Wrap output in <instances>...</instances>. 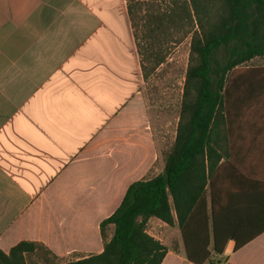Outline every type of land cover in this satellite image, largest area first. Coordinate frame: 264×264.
I'll return each mask as SVG.
<instances>
[{
  "label": "crops",
  "instance_id": "0c3cea01",
  "mask_svg": "<svg viewBox=\"0 0 264 264\" xmlns=\"http://www.w3.org/2000/svg\"><path fill=\"white\" fill-rule=\"evenodd\" d=\"M137 40L126 0H0L1 251L35 242L55 264L101 253L114 233L103 240L101 221L162 162ZM229 88L212 183L235 239L213 259L264 264V70ZM161 264L192 263L179 245Z\"/></svg>",
  "mask_w": 264,
  "mask_h": 264
},
{
  "label": "trees",
  "instance_id": "16d2710c",
  "mask_svg": "<svg viewBox=\"0 0 264 264\" xmlns=\"http://www.w3.org/2000/svg\"><path fill=\"white\" fill-rule=\"evenodd\" d=\"M189 2H175L169 12L148 15L159 27L167 20L173 29L183 26L185 34H191L179 121L163 170L131 183L120 205L101 221L103 240L108 225L114 226L101 253L66 264H161L167 249L147 234L150 218L177 225L185 257L192 264H219L213 257L221 255L227 240L234 238L217 222L212 124L223 111L228 74L264 57V0ZM127 12L135 30L138 18L132 4H127ZM154 62L158 66L163 59L158 56ZM242 245L236 241L234 249ZM38 248L44 247L19 242L7 253L0 250V264H31L29 258Z\"/></svg>",
  "mask_w": 264,
  "mask_h": 264
},
{
  "label": "rangeland",
  "instance_id": "374dc122",
  "mask_svg": "<svg viewBox=\"0 0 264 264\" xmlns=\"http://www.w3.org/2000/svg\"><path fill=\"white\" fill-rule=\"evenodd\" d=\"M189 0H126L132 4L138 18L135 33L141 47L145 75L143 83V98L149 102V116L156 130L155 138L161 151V160L144 179L152 178L163 170L165 155L171 150L176 135L180 116V106L190 55L191 34H185L187 28L173 29L167 20L158 26L148 15L158 12H169L174 3ZM206 3V2H205ZM196 29V28H195ZM144 53V54H143ZM162 58L163 62L156 66L154 60ZM264 70V57L255 58L228 74L226 88L230 90L233 79L250 75L254 71ZM227 99V98H226ZM226 102V100H225ZM149 236L159 241L166 249L176 251L182 246L177 225L168 226L158 219L146 224ZM31 264H55V259L44 248H38L29 258Z\"/></svg>",
  "mask_w": 264,
  "mask_h": 264
}]
</instances>
